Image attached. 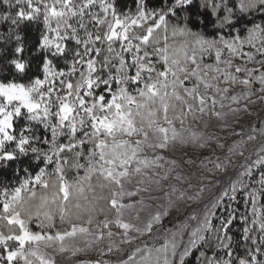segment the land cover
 Masks as SVG:
<instances>
[{
	"label": "snow or ice",
	"instance_id": "snow-or-ice-1",
	"mask_svg": "<svg viewBox=\"0 0 264 264\" xmlns=\"http://www.w3.org/2000/svg\"><path fill=\"white\" fill-rule=\"evenodd\" d=\"M241 20L247 23L238 27ZM0 26V162L28 157L38 168L24 167L19 186L0 189V264H59L47 249L61 260L87 253L105 234L111 240L112 225L122 230L121 243L137 238L130 232L153 239L117 264H188L194 252L196 264H264V120L246 139L232 132L241 139L223 160L205 157L212 167L201 161L209 173L235 171L202 215L193 211L171 228L163 223L177 201L202 197L206 177L194 196L175 185L163 197L150 195L157 210L143 227L123 220L135 208L126 197L162 191L178 166L163 153L208 147L212 138L186 127L189 118H239L264 102V0H132L123 8L118 0H0ZM66 167L77 172L72 182ZM238 193L245 195L240 215L231 208ZM225 201L228 215L214 225ZM137 203L142 210L143 197ZM98 214L104 219L96 230L83 226ZM33 220L39 231L29 227Z\"/></svg>",
	"mask_w": 264,
	"mask_h": 264
},
{
	"label": "rangeland",
	"instance_id": "rangeland-1",
	"mask_svg": "<svg viewBox=\"0 0 264 264\" xmlns=\"http://www.w3.org/2000/svg\"><path fill=\"white\" fill-rule=\"evenodd\" d=\"M252 99L255 100L256 96H253ZM243 103L244 102L241 103L240 105L241 107H243ZM233 107H235V105ZM249 110L251 112V115H248L247 113H241L239 118L230 115L224 121L217 120L216 118L210 117V116H205L203 117V120L197 121V122H192L191 120H189L185 125L186 127H191L197 132L203 133L205 137L212 138L209 141L208 147L204 149H198L192 146L185 147L181 145H176L174 149H170L168 152L163 153V155H165L167 159L175 160L178 166L171 173V176L168 181H162V184H163L162 191H159V192L153 191L151 193H140L137 196H134L131 198L126 197L124 199L123 201L124 203L135 204L134 209L128 210L125 212V215L123 216L124 222L131 223L135 226L143 227L144 223H146L147 220L150 218V214L154 213L157 210L156 209L157 201L150 199L149 198L150 195L156 196V197H163L166 191L171 190L170 186L175 185L177 189L179 190L187 189V194L194 196L195 193L201 187L200 178L206 177L207 179L203 181V184L206 187H205L204 193L202 194V197L199 200H193V201L187 200V198H185L184 201H177L176 208H173L171 212L175 211L177 213L178 220L165 217L163 220V223L165 227L171 228L174 223L183 222L188 216V214L193 211H195L198 216L202 215V213L205 210V205H209L210 201L214 198V196L219 194L220 189L226 186L228 177L231 176L235 178V171L233 167L230 166L226 172H220V171L214 170L213 173H209L205 168H201L199 165L201 164V161H204V163L207 164L208 167H212V165L209 164L207 160H205V157H211L212 160H215L216 157H220L221 160H223L224 157L227 155L229 146H231L233 143L241 139L240 136L232 135L231 134L232 132L243 131L244 132L243 138L246 139L250 131V126L252 124H255L257 128L260 127V121L264 120V102L257 101V103L254 105L249 104ZM223 111L227 112L228 109L225 108ZM237 119H238V122H237ZM205 121H207L208 123L207 127H204ZM225 125L226 127H224ZM176 126L177 128H179L180 127L179 123H177ZM222 127H223V130H222ZM217 143L223 144L224 147L222 149L218 148L216 146ZM258 146H259V142L257 141V142L249 143L245 147L248 150H251ZM25 158L26 157H22L21 159L17 161L19 162ZM188 160H191L193 163L191 164L186 163V161ZM233 160L236 162V164H239L242 158L233 157ZM7 163H8L7 161L0 162V167L6 165ZM159 171H163V170H159ZM177 173H179L182 177L187 178V181L181 182V181L175 180L173 177ZM257 175H258V171H257ZM25 177H26V174L23 173L21 174V177L15 182L14 181L12 182L11 181L10 182L0 181V189L4 187H8V188L17 187L19 186V182L25 179ZM45 179H47V177H45ZM209 180H211L213 183L218 181L219 187H212V184L208 183ZM189 184L192 187H189ZM132 187H133L132 185H129V188H132ZM152 187L155 188V185H153ZM142 197L144 199L145 206H143L141 210V205L138 204L137 202ZM159 202L163 203L164 201L160 200ZM177 208L179 209V211H177ZM218 209L219 208L215 210L216 213ZM137 212L139 213V219L136 218ZM103 219L104 218H101L99 221H102ZM108 219L114 220L115 216L108 218ZM189 223L192 226H195L196 224L195 221H189ZM112 226L110 230L114 233V235L111 238V240H109V238L105 234V238L99 241L98 243L94 244L92 250L88 251L87 253L78 254L75 257H70V258L61 260L60 256L54 253L52 249H47L46 251L49 252V254L55 255L56 259L59 261V264H76V262L79 260H91V261L103 260V261H108L109 264H117L118 261L115 262V260L118 257H121L123 255H125L127 259L128 253L133 250L132 248L136 246L139 241H141V243L143 242V244H141L142 245L141 247H143L145 243H147L149 247H151L153 244V239L151 238V234H145L144 236H139L135 232L129 233L130 236L137 237L135 240L132 241V243H127V244L121 243V240L124 239V237L122 236V230L118 229L115 225H112ZM156 227H159V226H154L153 231L156 230ZM106 231L107 230H105V233ZM144 239L146 241H144ZM161 242L162 241H156L157 246H159ZM77 243L79 244V246L83 247L82 241L77 240ZM109 243H113L114 245L118 246V247H114L111 253L107 252ZM100 249H103L105 251L106 254L104 256L99 255ZM118 249H123L124 251L121 252ZM68 256L69 254L66 253L65 257H68Z\"/></svg>",
	"mask_w": 264,
	"mask_h": 264
},
{
	"label": "trees",
	"instance_id": "trees-1",
	"mask_svg": "<svg viewBox=\"0 0 264 264\" xmlns=\"http://www.w3.org/2000/svg\"><path fill=\"white\" fill-rule=\"evenodd\" d=\"M152 2L154 3L155 0H152ZM198 2H199V0H198ZM131 3H132V0H118V4L121 6V8H123L124 5H131ZM203 15H205V17H206L207 20H209V21L211 20L210 15H208L207 13H204ZM193 20H194L193 27L196 28V29L198 30V28H199V24H198V22L195 21V17H193ZM256 20H257V22H259L260 17L257 16V17H256ZM243 23H247V21H243V20H241L240 22H238V25H237V26L240 27V25L243 24ZM4 27H6V26H0V31H3V30H4ZM205 31H206L209 35L212 34V30H211L210 25H209L208 27L205 28ZM189 120H191V118H189ZM191 121H192V122H197V121H193V120H191ZM7 162H8V163H7L6 165L0 167V181H1V182H4V181H5V182H10V181L12 182V181H14V182H15L16 180H18V179L21 177V174H23V172H22L21 170H22L24 167H30V171H31L32 173H34V174H35L36 171H38V168H37V167L31 162V160H30L28 157H26L25 159H23V160H21V161H19V162H18V161H7ZM65 173H66V179L69 180V182H72V181L75 179V177L77 176V172H76L75 170H72L70 167H66V168H65ZM83 174H84V173H83V170L81 169V170L79 171V175H83ZM54 178H55V177H53V179H54ZM92 183H93V184L96 183V179H95V177L93 178ZM85 188H86V186H85ZM41 191H42V189H40V187H37V192H38V194H39ZM97 192L99 193V190H97ZM85 194L88 195L89 198H91V195H92L91 193H88V192L86 191ZM104 195H107V190H105ZM37 202H38V201H37ZM72 202L75 203L76 201L73 200ZM80 202H81V203H84L82 200H81ZM99 203H100L102 206L105 207V210H106V211L108 210V205H107V203H106L105 201H99ZM261 203H264V200H262ZM228 205H229V202H228V201H225V202H224V206H223V207H220V208L217 210V213H216V217H217V219H214V220H213V224H214V225L219 224V219H218L219 217H221V216H225V217H226V216L228 215V211H227ZM231 208L236 209L237 215L243 214L244 211H245V195L242 194V193H238L236 201L231 202ZM113 216H115V212H114V210H112V211L109 213L108 218H111V217H113ZM177 216H178L177 213H176L175 211H173V212L170 213L169 218H170V219H174V220H178V217H177ZM101 218H104V216L98 214V215L96 216V220L94 221V223H93L92 225H87V224H85V225H83V226H86V227H89V228H91V229H93V230H96L97 222H98ZM29 227H30L33 231H39V229L36 228L35 220H33V222L29 224ZM112 227H113V226H112ZM232 227H233V230L238 229V228H239V223H238V222H234V224H233ZM3 230H4L5 232H7V228H4ZM148 238H149V237H148ZM144 241H146V240L144 239ZM141 244H143V242L141 243V241H139V242L137 243L136 246H142ZM136 246H134L132 249H134ZM132 249H131V250H132ZM198 255H199L198 252H194L193 256H190V257L186 258L188 264H196V259H195V258H196V256H198ZM124 259L126 260V256H125V255H123V256H121V257H118V258L115 260V262H117V261H119V260H124Z\"/></svg>",
	"mask_w": 264,
	"mask_h": 264
}]
</instances>
